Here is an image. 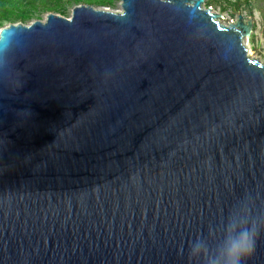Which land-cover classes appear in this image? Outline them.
I'll return each mask as SVG.
<instances>
[{
  "label": "water",
  "instance_id": "obj_1",
  "mask_svg": "<svg viewBox=\"0 0 264 264\" xmlns=\"http://www.w3.org/2000/svg\"><path fill=\"white\" fill-rule=\"evenodd\" d=\"M120 1L0 27V264H193L233 216L264 264L253 19Z\"/></svg>",
  "mask_w": 264,
  "mask_h": 264
},
{
  "label": "rangeland",
  "instance_id": "obj_2",
  "mask_svg": "<svg viewBox=\"0 0 264 264\" xmlns=\"http://www.w3.org/2000/svg\"><path fill=\"white\" fill-rule=\"evenodd\" d=\"M36 5L32 17L25 21L28 24L34 20H43L49 12L70 17L72 9L77 4H90L97 8L113 11L121 10L120 0H90V3L77 0H31ZM202 7H210L220 14V22L227 24L234 21L240 13L244 19L252 18L253 27L248 39L244 40L247 53L264 62V0H204ZM16 21V19L14 20ZM17 21L15 23H18ZM11 22L0 21V27Z\"/></svg>",
  "mask_w": 264,
  "mask_h": 264
},
{
  "label": "clouds",
  "instance_id": "obj_3",
  "mask_svg": "<svg viewBox=\"0 0 264 264\" xmlns=\"http://www.w3.org/2000/svg\"><path fill=\"white\" fill-rule=\"evenodd\" d=\"M224 231L226 235L215 249H210L203 239L192 241L188 257L193 264H246L254 250L256 224L233 216L226 222Z\"/></svg>",
  "mask_w": 264,
  "mask_h": 264
},
{
  "label": "trees",
  "instance_id": "obj_4",
  "mask_svg": "<svg viewBox=\"0 0 264 264\" xmlns=\"http://www.w3.org/2000/svg\"><path fill=\"white\" fill-rule=\"evenodd\" d=\"M90 3V0H77ZM36 5L31 0H0V21L25 23L32 17ZM16 19V21H14Z\"/></svg>",
  "mask_w": 264,
  "mask_h": 264
},
{
  "label": "snow or ice",
  "instance_id": "obj_5",
  "mask_svg": "<svg viewBox=\"0 0 264 264\" xmlns=\"http://www.w3.org/2000/svg\"><path fill=\"white\" fill-rule=\"evenodd\" d=\"M0 43H3V33H0Z\"/></svg>",
  "mask_w": 264,
  "mask_h": 264
}]
</instances>
